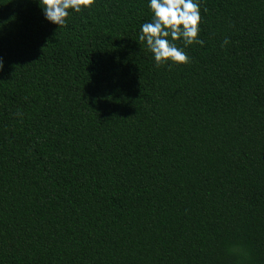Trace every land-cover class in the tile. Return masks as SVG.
<instances>
[{"label":"trees","instance_id":"obj_1","mask_svg":"<svg viewBox=\"0 0 264 264\" xmlns=\"http://www.w3.org/2000/svg\"><path fill=\"white\" fill-rule=\"evenodd\" d=\"M149 3L0 0V264H264V0L160 67Z\"/></svg>","mask_w":264,"mask_h":264},{"label":"clouds","instance_id":"obj_2","mask_svg":"<svg viewBox=\"0 0 264 264\" xmlns=\"http://www.w3.org/2000/svg\"><path fill=\"white\" fill-rule=\"evenodd\" d=\"M46 19L61 27H66L69 10L79 13L91 8L95 0H39ZM149 7L153 20L141 25L139 41L146 43L154 55L157 67L171 61L175 64H188L191 58L184 48L178 47L176 41H183L185 47L200 44V25L203 22L199 0H150ZM171 37V39H169ZM226 38L223 46L229 44ZM4 63L0 59V71ZM17 115H21L19 112ZM134 118V117H133Z\"/></svg>","mask_w":264,"mask_h":264}]
</instances>
